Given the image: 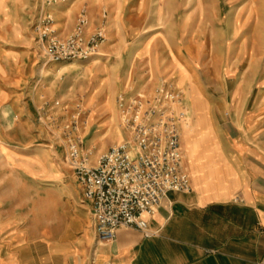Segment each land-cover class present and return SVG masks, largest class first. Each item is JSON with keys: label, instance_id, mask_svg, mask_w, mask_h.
I'll return each instance as SVG.
<instances>
[{"label": "rangeland", "instance_id": "rangeland-1", "mask_svg": "<svg viewBox=\"0 0 264 264\" xmlns=\"http://www.w3.org/2000/svg\"><path fill=\"white\" fill-rule=\"evenodd\" d=\"M83 10L90 33L106 29L100 54L48 63L46 24L65 38ZM161 86L182 94L198 145L209 127L247 133L248 115L264 110V0H0L1 221L30 195L78 190L68 142L95 164L129 137L119 97Z\"/></svg>", "mask_w": 264, "mask_h": 264}, {"label": "crops", "instance_id": "crops-1", "mask_svg": "<svg viewBox=\"0 0 264 264\" xmlns=\"http://www.w3.org/2000/svg\"><path fill=\"white\" fill-rule=\"evenodd\" d=\"M248 118L247 133L209 127L199 145L192 124L182 125L192 190L162 202L149 237L120 229L114 242L97 243L73 174L78 190L30 195L19 218L0 219V264H262L264 110Z\"/></svg>", "mask_w": 264, "mask_h": 264}, {"label": "built area", "instance_id": "built-area-1", "mask_svg": "<svg viewBox=\"0 0 264 264\" xmlns=\"http://www.w3.org/2000/svg\"><path fill=\"white\" fill-rule=\"evenodd\" d=\"M51 22L41 36L48 63L88 61L100 54L106 29L102 23L90 33L85 10L65 38ZM181 96L165 86L151 97L120 96L121 128L129 137L102 154L95 164L89 153L82 152L79 142H68L67 159L81 188L82 203L90 209L97 243L114 242L120 229H134L149 237V218L162 202L171 193L192 190L182 146V125L189 116L179 108Z\"/></svg>", "mask_w": 264, "mask_h": 264}]
</instances>
